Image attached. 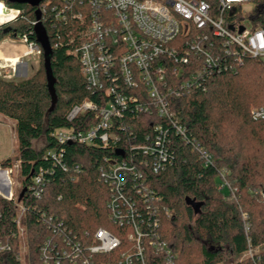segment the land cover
Masks as SVG:
<instances>
[{"label":"built area","instance_id":"1","mask_svg":"<svg viewBox=\"0 0 264 264\" xmlns=\"http://www.w3.org/2000/svg\"><path fill=\"white\" fill-rule=\"evenodd\" d=\"M42 2L37 8L39 21L43 18L55 28L53 47L66 43L79 61L86 89L95 96L73 104L66 114L72 121L89 112L93 120L80 129L57 128L55 139L61 144L100 145L114 151V157H104L98 179L107 186L108 220L121 229L123 237L100 226L85 243L67 233L57 217L42 214L41 222L51 234L39 247L40 259L46 264H95L97 255L120 249L116 264H175L176 254L159 227L160 216L174 214L160 207V196L149 185V174L163 171L173 160L178 140L196 149L205 162H210L211 156L189 137L170 100L193 89L205 91L214 75L233 70L245 58L264 60V25L258 24L264 0H215L213 6L206 0ZM0 9L8 14L0 26L24 18L20 8L3 0ZM37 21L31 22L33 29L15 37L26 47L23 54L15 61L0 59V67L14 70L23 61H39ZM153 114L160 121L149 124L143 139L134 141L130 121ZM250 116L264 118V105L253 107ZM49 153L56 155L65 170L61 152ZM8 173L7 167H0V194L17 198L15 222L21 229L25 207L18 201L19 185L13 194ZM225 175H217V189L234 196L236 188ZM46 183L40 170L26 189L31 197L40 198ZM250 192L264 198L261 191ZM242 219L247 233L245 214ZM8 248L0 240V251ZM240 259L260 264L259 246L248 238Z\"/></svg>","mask_w":264,"mask_h":264},{"label":"trees","instance_id":"2","mask_svg":"<svg viewBox=\"0 0 264 264\" xmlns=\"http://www.w3.org/2000/svg\"><path fill=\"white\" fill-rule=\"evenodd\" d=\"M206 1L215 5V0ZM3 2L20 8L24 18L1 25L0 40L33 29L35 10L43 2L35 7ZM42 24L51 51L45 56L41 48L34 73L21 79L0 76V114L14 123L17 195L25 188L18 200L25 207L21 231L15 222L17 198L0 194V240L9 246L0 251V264H23L22 248L26 264H46L39 257V247L51 233L41 222L42 214L57 217L67 233L85 243L100 226L123 237L121 229L108 220L107 186L98 179L104 157H114V151L100 145L61 144L55 139L57 128L80 129L93 120L89 112L72 121L66 114L73 104L95 96L85 87L77 57L64 42L53 47L55 28L43 18ZM258 24L264 25V14ZM260 105H264V60L254 58H245L233 70L214 75L205 91L193 89L171 98V109L189 137L211 156V161L205 162L196 149L178 140L173 160L163 171L149 174V185L160 196V207L174 214H161L159 227L176 254L175 264H251L240 259L248 238L259 246V262L264 264V198L250 192L264 193V118L250 116V110ZM159 121L154 114L131 120V138L141 141L148 125ZM36 140L42 142L35 146ZM51 151L61 152L65 170ZM11 164L8 157L0 160L2 167ZM40 170L47 183L42 196L33 198L26 186ZM221 172L236 188L234 196L217 189L216 177ZM185 197L202 202L197 214L185 203ZM242 214L249 224L247 233ZM119 252L97 255L94 262L116 264Z\"/></svg>","mask_w":264,"mask_h":264},{"label":"rangeland","instance_id":"3","mask_svg":"<svg viewBox=\"0 0 264 264\" xmlns=\"http://www.w3.org/2000/svg\"><path fill=\"white\" fill-rule=\"evenodd\" d=\"M257 4V3H256ZM25 59V58H23ZM24 62V61H23ZM23 67L26 68L27 70H17V66H14V70H12L10 67H0V76L3 78L7 79H21V78H26L29 77L34 73V71L38 67V61L35 60H29L24 62ZM9 70H6L8 69ZM23 68V69H24ZM42 140H36L34 141V145H38ZM16 140H15V132H14V123L13 120L5 117L0 114V160L4 159L5 157L10 158L11 160V165L7 167V170L9 171L8 175L11 180V186L13 190V194L15 195V192L18 189L19 185V180H18V160L16 159ZM2 169L5 167L0 166ZM18 213V209H17ZM22 219V215L20 217V222ZM22 230V227L20 231ZM21 256H22V263L26 264L25 259H24V249L22 248L21 251Z\"/></svg>","mask_w":264,"mask_h":264},{"label":"water","instance_id":"4","mask_svg":"<svg viewBox=\"0 0 264 264\" xmlns=\"http://www.w3.org/2000/svg\"><path fill=\"white\" fill-rule=\"evenodd\" d=\"M10 1H13V2L18 3V4L28 3V4L35 7V6H38L39 3L42 2L43 0H10ZM35 14H36L35 18L38 20L37 23L35 24L36 41L39 43L42 50L44 51V55L47 56L50 53L51 49L49 46L46 30H45L43 24L39 21L40 12L38 9L35 10ZM24 191H25V188H23L19 192L18 200L20 199V197ZM185 203L191 207L194 214H197L199 212L200 206L202 204V202L195 201L194 199L189 198V197H185Z\"/></svg>","mask_w":264,"mask_h":264},{"label":"crops","instance_id":"5","mask_svg":"<svg viewBox=\"0 0 264 264\" xmlns=\"http://www.w3.org/2000/svg\"><path fill=\"white\" fill-rule=\"evenodd\" d=\"M25 49V45L15 37H4L0 40V59H14L20 57ZM17 68V70H27L23 67L22 63H19ZM6 70H9V68Z\"/></svg>","mask_w":264,"mask_h":264},{"label":"bare ground","instance_id":"6","mask_svg":"<svg viewBox=\"0 0 264 264\" xmlns=\"http://www.w3.org/2000/svg\"><path fill=\"white\" fill-rule=\"evenodd\" d=\"M8 17V14L5 13V11L3 9H0V22H2L5 18ZM7 59V58H6ZM11 59V58H10ZM13 61H15L16 59H12ZM3 174V173H2Z\"/></svg>","mask_w":264,"mask_h":264}]
</instances>
